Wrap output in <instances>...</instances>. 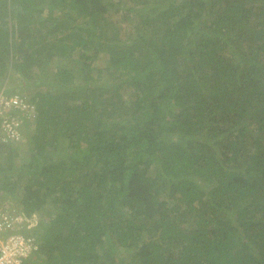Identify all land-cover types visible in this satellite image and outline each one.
Here are the masks:
<instances>
[{"label": "trees", "instance_id": "16d2710c", "mask_svg": "<svg viewBox=\"0 0 264 264\" xmlns=\"http://www.w3.org/2000/svg\"><path fill=\"white\" fill-rule=\"evenodd\" d=\"M5 86L37 111L0 139V190L42 215L24 264H264V0H0Z\"/></svg>", "mask_w": 264, "mask_h": 264}, {"label": "built area", "instance_id": "2783aa9c", "mask_svg": "<svg viewBox=\"0 0 264 264\" xmlns=\"http://www.w3.org/2000/svg\"><path fill=\"white\" fill-rule=\"evenodd\" d=\"M0 90V139L18 142L25 138L24 123L34 120L37 111L18 92L11 96ZM13 202V201H12ZM0 205V264H24L40 250V239L34 232H27L30 218L24 216L15 203Z\"/></svg>", "mask_w": 264, "mask_h": 264}, {"label": "rangeland", "instance_id": "374dc122", "mask_svg": "<svg viewBox=\"0 0 264 264\" xmlns=\"http://www.w3.org/2000/svg\"><path fill=\"white\" fill-rule=\"evenodd\" d=\"M250 1L253 2V0H250ZM37 12L38 11H34L35 14H37ZM48 13H49V7L46 5V6H44V10H43L42 14L46 15ZM93 54H94V52L92 51L91 55H93ZM76 56L79 57V53H77ZM94 58L95 59L93 60V63L95 64L96 67H104L106 65H109V56L104 51L99 53V55H97ZM88 61H89V59H88ZM57 63H58L57 62V58H55L53 60V64H50V67L51 68H54V66L56 67ZM8 76H9V79H10L8 82L9 83L11 82L13 85H16V86H20L22 83H25V82L28 84L29 81L32 82L33 80L38 79L40 77V75H37L35 77V79L34 78H27L26 79V78H23L19 73L14 72L13 70H10V72L8 73ZM27 84H24V85H27ZM32 90H34V89L31 88V91ZM127 90H126V92H128ZM174 137L176 139H178L176 134L170 135L167 138L171 140ZM23 140H20V141H23ZM25 141L26 140H24L23 142H25ZM17 143H19V142H17ZM19 146H21V147L19 149V154H18V156L15 159L16 162L17 163H22L24 161H28L30 159V157H29V152L27 151V147H26L27 145L25 143H21ZM156 163H157V161L155 160L154 164L150 167V175H153L155 173V171L157 170L159 164L156 165ZM20 191L23 192L22 188H20ZM8 202H11V203H9V205L13 206V203L16 202V199H14L12 196H9V195H8V197L4 196L3 191L0 190V205L4 204V203H8ZM35 213H36V215L33 216L34 217L33 221L29 223V225H30L29 227L32 228V229H39V231H35L36 233L33 230H30V231L34 232V234H36L39 237V236H42V233L44 232V228L38 225L39 221L42 218V215H41V213H38V212H35ZM106 241L108 242L109 240L106 237H104L103 238V243L104 244H101V245L97 246L96 251L98 253L103 254L105 252V250L107 249ZM131 252H132V250H128L127 248L118 247L117 254H118V257L120 259H122V261L119 264H127L128 260L130 258V255H131L130 253Z\"/></svg>", "mask_w": 264, "mask_h": 264}, {"label": "clouds", "instance_id": "9594fccd", "mask_svg": "<svg viewBox=\"0 0 264 264\" xmlns=\"http://www.w3.org/2000/svg\"><path fill=\"white\" fill-rule=\"evenodd\" d=\"M27 218H30L32 221H33V218L32 217H27ZM30 223V222H29ZM40 239V238H39Z\"/></svg>", "mask_w": 264, "mask_h": 264}, {"label": "crops", "instance_id": "0c3cea01", "mask_svg": "<svg viewBox=\"0 0 264 264\" xmlns=\"http://www.w3.org/2000/svg\"><path fill=\"white\" fill-rule=\"evenodd\" d=\"M36 215V213H34L33 215H32V218H34L33 216H35Z\"/></svg>", "mask_w": 264, "mask_h": 264}]
</instances>
